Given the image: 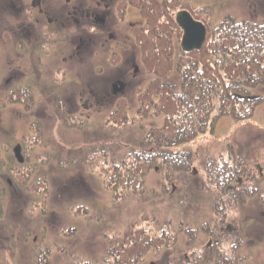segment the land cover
<instances>
[{
    "label": "rangeland",
    "instance_id": "obj_1",
    "mask_svg": "<svg viewBox=\"0 0 264 264\" xmlns=\"http://www.w3.org/2000/svg\"><path fill=\"white\" fill-rule=\"evenodd\" d=\"M181 1L178 2V7L185 6L192 8L195 13L200 12L196 14L206 26L207 37H219L222 46H230V42L238 43V40L239 45H245L244 38H249V34L260 39L257 41L259 44L262 39L264 41V0ZM2 27L0 33L4 34L5 25L2 24ZM17 44L7 39L0 41V51L4 53L2 62L0 59V173L6 172L9 166L23 173L24 177L28 173L27 179L25 178L28 186L23 188L27 191L24 192L22 188L14 186L16 182L8 176L3 187H0V264H103L108 236L123 240V234L130 227L134 231L133 234L143 231L146 237L168 226L179 231L181 221L184 226L189 224L195 229V233L179 235L178 253L163 249L155 258L152 251L138 264H168L172 260L180 259L183 264H199L200 259H203L204 264H264V206L260 205L255 186L251 195L253 198L245 196L244 203L240 202V205L227 215L228 223L221 227V235L218 233L215 237L211 236V239L205 232L214 231L216 222L220 220L217 212L210 207L218 197L205 195L198 187V183L203 181L205 186L210 184L207 177L209 164H217L218 171L219 167L227 168V177L234 176V172L229 170L232 166L240 172H249L256 167L260 168L261 173L264 172V131H259L264 130V126H261L264 125V106H259L255 113V117L261 122L260 125L257 126L256 123L259 122L255 120L250 124L242 122L232 126L225 116L219 117L220 100L214 99L217 87L212 81L203 78L201 67L192 63L191 58L190 67L195 70L189 71L190 83H193L195 88L192 86L193 91L188 93L187 102L194 96V104H186L184 101L181 105L178 104L179 112L172 121L166 120V124L163 117H154L150 113L141 118L140 112L138 117L135 109L123 123L125 128L115 126L116 130L108 131L113 129L114 125L109 108L99 109L98 112L91 113V116L83 109L84 119L79 122L68 118L59 121L56 114L50 112L47 96L48 91L52 89L51 83H55L58 78L54 70L49 68L56 66L45 64V67L39 69L38 64H35V82L25 84L27 88L23 91L29 97L25 98L23 95L22 104L11 102L10 91L5 98L11 85L19 81L16 77L21 80L24 78L28 51H33V47L36 49L39 45L44 47V43L30 45L20 42V46ZM18 47L24 51L16 55ZM17 61L24 65L19 74L13 75L11 65ZM260 64L264 66V59L260 60ZM154 65L164 64L157 62L153 63ZM83 66L81 76L74 70L71 72L84 82L91 79L92 72L88 63ZM183 69L180 67V70ZM182 72L173 71L167 79V83L176 86L179 93L182 91ZM6 79H10L7 84ZM21 82H25V79ZM196 86L204 87L207 95L204 89H198ZM82 87L83 84L74 86L66 83L64 93H76V90L79 91ZM186 93L187 90L185 96ZM196 94H199L200 98ZM195 98L198 102H195ZM199 116L214 118L215 131L220 132L222 137L232 135L228 147L241 155L231 160L227 156L228 148L223 153L220 152L221 145L217 139L202 145L201 149H175L170 141H166L164 148L168 155L181 154V150L196 153L188 172L171 187L166 185V181L160 183V175L154 168L147 172L140 169L139 177L135 181L140 183L142 176H145L142 187L145 186L149 194L141 202L130 198L119 205L117 202L113 203L111 193L103 189L98 177V171L109 169L108 164H99L107 160L97 155L91 158V149L118 146L120 150L115 152L116 162H113L112 169H116L117 173L130 174L127 169L130 164L142 166L143 162L138 161L154 154V158L145 161L148 165L155 162L159 153L160 156L165 155L158 152L156 146H150L148 143L153 130L155 133L161 131L170 122V126H178L182 132H189L194 128ZM216 117L219 120H216ZM81 123H86V128L81 127ZM234 140L240 144L238 149ZM16 144L22 145L25 160L22 165L17 164L12 157V148ZM145 148H152L155 153H142L141 150ZM167 154L165 156L168 158ZM243 161L246 162L244 166ZM191 170L196 171L195 176L198 178L196 187L199 191H196L195 195L185 184V179L189 180ZM220 180L217 184H222ZM238 180L242 187H245L246 180L242 175ZM261 184L264 186V180ZM35 186L39 187L38 191L34 189ZM141 196L145 195L141 193ZM140 214L146 215L147 220L144 221ZM169 219L174 221L167 224ZM206 219V224H200ZM170 237L171 235H168V242L172 246L173 240L170 241ZM187 240L190 241L189 246H186ZM217 257L221 263H217Z\"/></svg>",
    "mask_w": 264,
    "mask_h": 264
},
{
    "label": "flooded vegetation",
    "instance_id": "obj_2",
    "mask_svg": "<svg viewBox=\"0 0 264 264\" xmlns=\"http://www.w3.org/2000/svg\"><path fill=\"white\" fill-rule=\"evenodd\" d=\"M178 2L182 1L0 0V31L2 24L5 25V33H0V41L11 40L18 43L17 46H20V42L30 45L44 43L43 48L39 45L36 49L33 47V51H28L26 72L22 79L25 82L16 77L19 81L11 85L5 98L10 91L11 102L20 105L23 95L29 97L23 90L27 88L25 84L35 82V64H38L39 69L46 65L56 66L49 68L58 78L51 83L52 89L47 96L50 112L56 114L59 121L68 118L79 122L84 119L83 109L91 116L99 109L109 108L114 121L124 122L135 109L139 114L145 107V117L147 107L152 106L154 112V106L157 107L161 101L165 108L171 101L172 105H178L183 96L177 92L176 86L159 79V74H170L175 70L174 60L190 63L192 58V53L186 54L180 49L182 32L175 19L177 11L174 12ZM181 9L189 10L185 6ZM23 51L18 47L15 54ZM3 54L0 51L1 62ZM157 62L164 65L153 66ZM84 63L91 66L92 76L83 82L71 70L81 76ZM23 65L20 61L13 62V75L19 74ZM9 81L6 79L5 83ZM66 83L74 86L83 84V87L76 93L71 91L72 94L66 95ZM28 94L32 97L29 91ZM165 95L172 98H159ZM149 139L151 143L154 141L152 137ZM141 151L154 152V149ZM153 155L143 157L138 162H143L149 170L154 166H149L150 163L146 165L145 161L154 158ZM144 235L141 239L151 241L150 236ZM153 239L156 240V236ZM129 242L134 244L131 239Z\"/></svg>",
    "mask_w": 264,
    "mask_h": 264
},
{
    "label": "trees",
    "instance_id": "obj_3",
    "mask_svg": "<svg viewBox=\"0 0 264 264\" xmlns=\"http://www.w3.org/2000/svg\"><path fill=\"white\" fill-rule=\"evenodd\" d=\"M251 35L249 34V38L247 39L244 38L245 45L241 44L242 46L239 45V40L238 43L236 41H234V43L230 42V46L225 44L222 46V42L219 39H211V44L203 48L201 53H195L193 56V63L201 66L203 78L212 81L217 87V90L214 93V99L218 101L220 100L219 112H221L222 116L229 115L234 120L249 118L257 103L262 100L264 101V69L260 68L264 67L260 64V60L264 59V41L261 38L262 40L259 44L257 41L260 39L253 38ZM241 40H243L242 37ZM253 50L254 52L252 53ZM189 71L190 67L185 70L186 74H189ZM197 88L201 90L204 89V87ZM191 91L193 90L190 89L186 95ZM204 93L207 95L205 89ZM196 96L200 98L199 94H196ZM211 98H213V94L211 95ZM190 100L194 101V96L191 97L189 101ZM196 101L198 102V99H196L195 102ZM181 102L183 101L180 99V105ZM184 102L187 103L186 98L184 99ZM165 111L168 114L175 113V107L172 108V112L170 106H168ZM197 121H199V129H201V125L204 124L205 120L201 119ZM158 135L159 134L156 135V138L160 140L161 137ZM188 137L187 133L182 135V139H188ZM106 155L109 159V169L112 171L102 170L99 173L104 180V184H107L106 188L112 193L117 191L119 197L123 198L122 201H125L128 197L134 198V182L135 179L139 177L138 173L141 166L136 167L135 163H133L127 167V169H129L128 172H131L130 174L126 172L122 174L117 173L115 171L116 169H112L113 162H116V159L112 156L113 154ZM167 173L170 181H173L174 173H181V176L183 177L185 171L181 168H176L170 169L168 172L166 171V174ZM8 176L15 179V170H7L6 173L3 172L0 174V178L6 179ZM143 219L144 221L147 220L145 216ZM170 221L171 219L167 220V224ZM207 221L208 220L206 219L200 224H206ZM222 224L223 220L220 219L216 222L214 231L210 230L205 232L209 239H211V236H217L218 233L220 236V229L223 226ZM166 228L168 227H163L158 234L150 236L151 241H145L143 238L141 239L144 235L141 231L132 234L134 231L131 227L126 229L123 234V240L119 238L112 239L113 237L108 236V238H106L108 246L105 250L102 263L138 264L143 261L148 252L153 251V253H156L163 249L172 250L173 252L178 253L180 247L179 235L188 232L195 233V229H192L189 224L188 226H184V224L180 225L179 231H172ZM168 234L171 235L169 240H173L172 246L170 245V242H168ZM153 236H156V240L153 239ZM129 239H131L135 245L131 244ZM189 244L190 241L187 240L186 246H189ZM159 254L160 253L156 254V256ZM198 263L204 264L203 259H200ZM217 263H221L218 262V257ZM168 264H183V261L182 259L178 261L172 260Z\"/></svg>",
    "mask_w": 264,
    "mask_h": 264
},
{
    "label": "water",
    "instance_id": "obj_4",
    "mask_svg": "<svg viewBox=\"0 0 264 264\" xmlns=\"http://www.w3.org/2000/svg\"><path fill=\"white\" fill-rule=\"evenodd\" d=\"M177 23L184 32L181 43L183 51L190 52L199 50L205 38L204 27L183 13L178 15ZM14 153L16 158L20 160V150L18 147L14 149Z\"/></svg>",
    "mask_w": 264,
    "mask_h": 264
}]
</instances>
